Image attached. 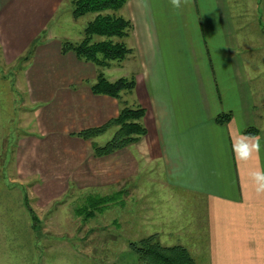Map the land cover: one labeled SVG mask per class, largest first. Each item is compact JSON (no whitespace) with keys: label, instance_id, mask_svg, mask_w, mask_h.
Listing matches in <instances>:
<instances>
[{"label":"crops","instance_id":"1","mask_svg":"<svg viewBox=\"0 0 264 264\" xmlns=\"http://www.w3.org/2000/svg\"><path fill=\"white\" fill-rule=\"evenodd\" d=\"M67 1L0 0L5 60L18 59L45 32L24 67L27 94L36 105L33 147L46 139L53 147L47 152L59 145L73 151L60 173L53 165L59 163L55 154L45 161L39 155L41 147L36 148L37 161L34 157L30 170L50 181L63 174L67 184L111 183L118 187L113 193H119L123 205L126 197L140 191L145 178L140 174L148 168L175 197L176 221L170 211L159 214L153 207L145 215H168L160 223L176 222L178 236L189 232L188 238L193 235L197 240L195 244L185 236L186 247L196 248L204 234V248L195 252L208 258L205 264H264V193L257 192L252 177L264 169V112L251 85L254 69L246 46L247 22L239 7L231 0H188L180 9H174L170 0H128L123 9L133 25L126 38L133 49L128 58L132 69L123 76H134L136 87L120 100L93 93L91 84L97 76L93 63L73 52L62 53V40L82 38L56 32L54 19ZM115 68L122 65L106 68L105 74ZM123 101L145 108L147 134L110 155L94 156L92 143H101L99 138L114 129L88 140L74 133L116 117ZM224 113L231 114L230 120L218 123L217 116ZM248 127L257 133L246 134ZM234 145L241 154L251 155L242 159ZM187 193L204 205L202 231L186 210Z\"/></svg>","mask_w":264,"mask_h":264},{"label":"rangeland","instance_id":"2","mask_svg":"<svg viewBox=\"0 0 264 264\" xmlns=\"http://www.w3.org/2000/svg\"><path fill=\"white\" fill-rule=\"evenodd\" d=\"M231 1L239 7L244 15L243 21L247 22L246 46L250 67L254 69L251 85L256 99L262 101L259 109L264 112V0ZM72 11V0H68L54 19L55 23L58 22L57 34L83 36L84 27L95 16L88 13L70 22L65 21ZM120 13L126 17L124 9ZM27 53L28 50L15 61H8L3 57L0 46V264H137L138 259L131 252L129 243L150 234L158 233L161 243L166 246L186 247L182 243L185 236L188 241L195 243L197 240L193 235L188 238L189 232L184 237L178 236L176 222L169 225L160 223L159 219H168L167 214L155 217L144 214L151 207L159 214L167 210L173 214L170 218L176 221L175 197L171 198V193L156 179L159 176L147 171L148 168L142 169L140 176H145L144 183L139 185L140 191L133 194L132 198L126 197L123 205L111 204L105 211L89 219L76 213L84 197L88 194H112L118 187L111 183L67 184L63 174H56L55 181H50L49 177L44 179V175L30 170L36 148L41 147L39 155L45 156V161L49 154H55L59 163L53 165L61 169L60 173L64 171L65 159L73 151L59 145L49 153L48 149L53 147L45 143L46 139L39 141L41 146L33 147L31 135L35 131L36 105L31 104L27 94L26 62L20 61ZM128 58L121 63L122 68H115L117 70L114 72L107 71L106 76L112 80V77L130 74L132 66ZM111 137L112 134H105L98 141L105 143ZM126 188L129 189L128 185ZM185 204L191 218L197 226L201 225L199 229L202 231L204 205L193 193L186 194ZM29 207L38 217L35 223ZM199 238L204 239L205 235L200 234ZM203 239L198 240L196 248L187 247L199 264H205L204 261L208 259L203 255L198 257L195 252L204 248L206 241Z\"/></svg>","mask_w":264,"mask_h":264},{"label":"trees","instance_id":"3","mask_svg":"<svg viewBox=\"0 0 264 264\" xmlns=\"http://www.w3.org/2000/svg\"><path fill=\"white\" fill-rule=\"evenodd\" d=\"M127 2L128 0H72V15L75 19L88 13L95 16L84 27L82 38L64 39L61 43L63 54L73 52L80 60L96 66V80L91 84L94 94H106L120 100H123L124 93L134 91L136 79L134 76H123L110 80L105 74V69L113 64H121L133 52V49L124 41L131 32L132 21L120 13ZM44 35L45 32H42L32 41L28 53L21 57V62L30 60ZM145 114V108L141 105H129L123 101L116 117L101 126L83 129L74 134L88 140L114 129L112 137L105 143H92L94 156L110 155L116 150L140 141L147 134L143 121ZM230 118V113H224L218 115L216 120L218 123L225 124ZM257 131L255 127H248L244 132L255 135ZM120 202L119 193L88 194L84 197L83 204L76 208V213L84 219H89L98 212L105 211L111 204ZM29 211L35 223L38 217L31 207ZM129 246L138 259L137 264H197L187 247L163 245L157 233L145 236L138 241H131Z\"/></svg>","mask_w":264,"mask_h":264},{"label":"clouds","instance_id":"4","mask_svg":"<svg viewBox=\"0 0 264 264\" xmlns=\"http://www.w3.org/2000/svg\"><path fill=\"white\" fill-rule=\"evenodd\" d=\"M187 2L188 0H170V3L174 9H180ZM254 147L258 152L259 144L257 143ZM234 151H237L235 145H234ZM237 155L241 156L242 159H247L251 155V153L249 151H245L241 154L240 152L237 151ZM252 177L256 182L257 192L264 193V169L253 172Z\"/></svg>","mask_w":264,"mask_h":264}]
</instances>
